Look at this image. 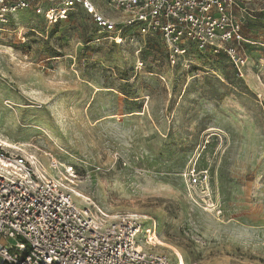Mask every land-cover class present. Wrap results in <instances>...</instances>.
<instances>
[{
	"label": "rangeland",
	"instance_id": "rangeland-1",
	"mask_svg": "<svg viewBox=\"0 0 264 264\" xmlns=\"http://www.w3.org/2000/svg\"><path fill=\"white\" fill-rule=\"evenodd\" d=\"M250 9L241 77L194 50L172 66L159 34L119 44L79 13L0 23V140L71 166L103 212L154 222L171 264H264V0ZM193 168L208 196L187 192Z\"/></svg>",
	"mask_w": 264,
	"mask_h": 264
},
{
	"label": "built area",
	"instance_id": "built-area-1",
	"mask_svg": "<svg viewBox=\"0 0 264 264\" xmlns=\"http://www.w3.org/2000/svg\"><path fill=\"white\" fill-rule=\"evenodd\" d=\"M105 1L119 20L92 0H0V23L22 12L49 24L79 13L114 42L130 31L159 34L172 66L194 50L224 56L242 76L251 44L243 27L254 0ZM6 146L0 145V264H171L158 250L154 222L103 212L74 191L71 166L50 157L46 168L35 155ZM183 177L187 192L199 188L208 196V170L193 168Z\"/></svg>",
	"mask_w": 264,
	"mask_h": 264
},
{
	"label": "bare ground",
	"instance_id": "bare-ground-1",
	"mask_svg": "<svg viewBox=\"0 0 264 264\" xmlns=\"http://www.w3.org/2000/svg\"><path fill=\"white\" fill-rule=\"evenodd\" d=\"M121 42H122V40H117V43L121 44ZM0 145H2V146H6V145H7L6 147H9V148H10V146H8L7 143H5V142H3V141H1V140H0ZM62 179H63V178H62ZM63 180H64V179H63ZM83 197H84L85 200H87V201L89 200V199L86 198L85 196H83Z\"/></svg>",
	"mask_w": 264,
	"mask_h": 264
},
{
	"label": "snow or ice",
	"instance_id": "snow-or-ice-1",
	"mask_svg": "<svg viewBox=\"0 0 264 264\" xmlns=\"http://www.w3.org/2000/svg\"><path fill=\"white\" fill-rule=\"evenodd\" d=\"M89 10L91 11L92 9H91V8H89Z\"/></svg>",
	"mask_w": 264,
	"mask_h": 264
},
{
	"label": "trees",
	"instance_id": "trees-1",
	"mask_svg": "<svg viewBox=\"0 0 264 264\" xmlns=\"http://www.w3.org/2000/svg\"><path fill=\"white\" fill-rule=\"evenodd\" d=\"M73 14L70 15V17L72 16Z\"/></svg>",
	"mask_w": 264,
	"mask_h": 264
}]
</instances>
